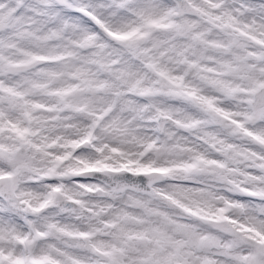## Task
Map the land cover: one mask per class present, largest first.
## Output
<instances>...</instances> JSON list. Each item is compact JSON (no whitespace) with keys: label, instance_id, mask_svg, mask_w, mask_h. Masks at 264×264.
I'll return each instance as SVG.
<instances>
[{"label":"snow or ice","instance_id":"1","mask_svg":"<svg viewBox=\"0 0 264 264\" xmlns=\"http://www.w3.org/2000/svg\"><path fill=\"white\" fill-rule=\"evenodd\" d=\"M0 264H264V0H0Z\"/></svg>","mask_w":264,"mask_h":264}]
</instances>
